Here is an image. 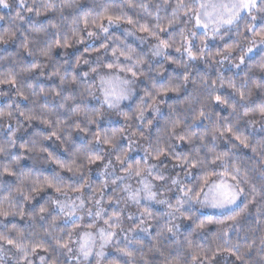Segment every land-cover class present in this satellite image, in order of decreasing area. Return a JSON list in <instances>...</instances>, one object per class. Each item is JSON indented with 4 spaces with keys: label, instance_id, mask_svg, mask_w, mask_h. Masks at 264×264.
<instances>
[{
    "label": "clouds",
    "instance_id": "clouds-1",
    "mask_svg": "<svg viewBox=\"0 0 264 264\" xmlns=\"http://www.w3.org/2000/svg\"><path fill=\"white\" fill-rule=\"evenodd\" d=\"M0 264H264V0H0Z\"/></svg>",
    "mask_w": 264,
    "mask_h": 264
}]
</instances>
